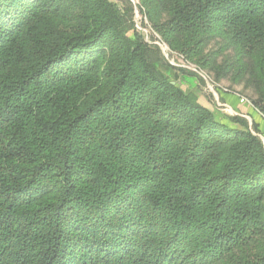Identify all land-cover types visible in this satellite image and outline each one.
Returning <instances> with one entry per match:
<instances>
[{"label": "trees", "instance_id": "1", "mask_svg": "<svg viewBox=\"0 0 264 264\" xmlns=\"http://www.w3.org/2000/svg\"><path fill=\"white\" fill-rule=\"evenodd\" d=\"M136 11L264 117V0H0V264H264L258 126Z\"/></svg>", "mask_w": 264, "mask_h": 264}, {"label": "rangeland", "instance_id": "2", "mask_svg": "<svg viewBox=\"0 0 264 264\" xmlns=\"http://www.w3.org/2000/svg\"><path fill=\"white\" fill-rule=\"evenodd\" d=\"M135 4L138 0H132ZM136 28L142 32L147 42L156 38L158 42V36L148 27L147 22L143 15L139 11H136ZM166 58V57H165ZM168 62L172 64L173 68H169L166 72L171 81L176 83L178 87L186 94H192L197 96L200 104H210V111L217 116L218 120L226 122L227 116H232L231 113L223 112L224 107L221 105V95H241L248 101H252V92L244 91L241 87L233 88L229 81H224L221 84L214 82V77L208 75L205 72L198 70L194 66L182 61L175 55L166 58ZM175 64V65H174ZM204 106V105H202ZM230 114V115H229Z\"/></svg>", "mask_w": 264, "mask_h": 264}, {"label": "crops", "instance_id": "3", "mask_svg": "<svg viewBox=\"0 0 264 264\" xmlns=\"http://www.w3.org/2000/svg\"><path fill=\"white\" fill-rule=\"evenodd\" d=\"M239 95H221V105L230 108L235 115H240L247 119L250 124L255 123L258 126L260 135L264 138V119L252 106V104H241ZM205 108L210 109V104H202ZM224 112V111H223ZM216 116V115H215ZM217 118V116H216Z\"/></svg>", "mask_w": 264, "mask_h": 264}, {"label": "built area", "instance_id": "4", "mask_svg": "<svg viewBox=\"0 0 264 264\" xmlns=\"http://www.w3.org/2000/svg\"><path fill=\"white\" fill-rule=\"evenodd\" d=\"M156 44L161 48V50H162V52H163V54L165 55V57L167 58V57H170V56H172V55H175V56H177L178 58H180L178 55H176V54H174V53H172L170 50H169V48L164 44V43H162L161 41H160V39L158 38V42H156ZM170 62V61H169ZM172 65V64H171ZM175 65V64H174ZM239 99H240V103L241 104H249L250 102L247 100V99H245L244 97H239ZM251 104V103H250ZM224 112H227V113H231L232 112V116H235V113L230 109V108H228V107H225L224 106ZM230 115V114H229ZM262 116V115H261ZM262 118L264 119V117L262 116ZM261 138H262V140H263V142H264V138L262 137V136H260Z\"/></svg>", "mask_w": 264, "mask_h": 264}, {"label": "water", "instance_id": "5", "mask_svg": "<svg viewBox=\"0 0 264 264\" xmlns=\"http://www.w3.org/2000/svg\"><path fill=\"white\" fill-rule=\"evenodd\" d=\"M132 1V0H131ZM173 85H175L176 83L172 82Z\"/></svg>", "mask_w": 264, "mask_h": 264}]
</instances>
